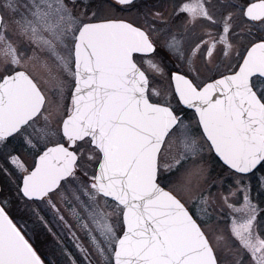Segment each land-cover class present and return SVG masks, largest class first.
<instances>
[{
  "label": "snow or ice",
  "instance_id": "obj_1",
  "mask_svg": "<svg viewBox=\"0 0 264 264\" xmlns=\"http://www.w3.org/2000/svg\"><path fill=\"white\" fill-rule=\"evenodd\" d=\"M0 264H264V0H0Z\"/></svg>",
  "mask_w": 264,
  "mask_h": 264
},
{
  "label": "flooded vegetation",
  "instance_id": "obj_2",
  "mask_svg": "<svg viewBox=\"0 0 264 264\" xmlns=\"http://www.w3.org/2000/svg\"><path fill=\"white\" fill-rule=\"evenodd\" d=\"M256 195V193L255 192H253V196H255Z\"/></svg>",
  "mask_w": 264,
  "mask_h": 264
}]
</instances>
